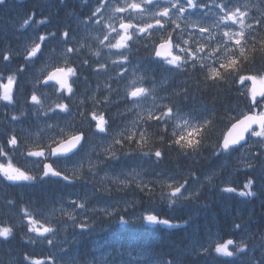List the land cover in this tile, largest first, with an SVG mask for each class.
Listing matches in <instances>:
<instances>
[{
    "label": "rangeland",
    "instance_id": "1",
    "mask_svg": "<svg viewBox=\"0 0 264 264\" xmlns=\"http://www.w3.org/2000/svg\"><path fill=\"white\" fill-rule=\"evenodd\" d=\"M214 1L211 4L210 10H208L205 14H201L197 9H189L188 12L185 13L186 20L189 22H198L201 26H208L211 33L216 36V40H221L223 39L222 31L228 30V27L224 24H220L219 28L214 27V24L218 22L219 16L223 15V13H221L219 8L215 5L223 3L227 5L228 9L240 7L242 11L247 12L245 23H251L253 17L250 12L253 10L252 2L254 0H240L238 2L233 0H217L215 4ZM131 2L132 0H101L99 6L94 7L91 11V13H93L98 7L100 8V11L93 16L94 19L91 18L89 20L88 17L87 19L81 18V22L79 24L80 27H76L77 23H75V27H71L73 31H77L75 33L76 35L79 33V28L84 31V37L80 39H67L65 40V43L56 42L53 44V48L45 49V51H43L44 46H50V42L46 41L45 44L44 42L41 43V52L37 53V56L41 53L43 54V57H45V60L36 66L37 75L43 72L47 73L56 66H64L63 61L65 59L69 60L72 64H76L78 62L84 63L86 59H91L96 60L99 67L101 64L105 66L102 69L100 68L98 76L92 77V83H89L87 86H78L76 82V92L73 94L68 93L66 97L62 95V92L65 90H61L58 84H54L48 88H43V90L36 89L34 93L40 98L41 104H35V108L39 111L36 123L32 124L35 135L26 131L30 123H24L22 121L15 123L11 120V117L7 114V112L2 109L0 110L2 115L1 123L5 126H10V124H12L14 127L13 130L17 131L19 136L23 138V143L21 144L23 150L26 148H35L37 145L39 146V143H43L48 140L50 141L51 138L55 139L57 142L58 137L63 135L69 136L70 130L75 132V134H78L79 132L77 131L76 126L68 113L70 112V108L74 111L81 107L85 112L84 116L86 119V123H82L81 126L86 130L85 133L89 134L85 146L77 155L69 158L68 160H64L63 163H57L55 166L56 168L63 170L69 177V179L66 180L68 189L76 188L77 186L82 188L85 181L86 183H91L94 186H99L105 191H110L113 195L112 203L109 201L107 203L108 208H110L111 205H114L113 208L115 210L126 212L129 210L127 209L129 203H131L132 200L134 201L135 198H139L141 200L140 205L141 203L147 204V200L149 199H153L154 202H161V200L170 201L168 197L171 189L168 185L175 187L179 184H184V188L182 189L183 195L172 199H184V196H188L189 193H193L195 195H193L192 198H197L201 206L210 205L211 207L218 208L217 210L221 209L226 214L228 223L233 226L236 231V238H240L241 235L247 231L251 234L255 241L261 243V239L264 236V141H261L258 137L254 138L253 136H250L248 142L242 147L237 148L230 153H221L219 155L215 154L220 152L217 146V137L223 124L226 121L230 124L244 113L253 112V107H257L253 105L251 94L249 92V89L252 86L251 81L240 83L238 78L236 80V84L237 82H239V86L241 84L239 93L241 94L242 104L238 99V93L233 90V87L229 89L228 86H225L228 84L232 86V81L215 82L207 79L206 76L208 74V67L202 69L199 61H196L195 67H193V61L191 59L188 61V64L190 65L189 69L176 68L165 62L162 66L166 72L164 78L158 81H145V73L141 72L139 74L136 66L139 65V68H145L149 71H154L156 69L154 65L143 63V60L140 59V57L147 55L148 53H152V47L154 50L155 45L153 41H157L160 37L159 30L154 31L151 39H149L146 35H141L139 38L134 37L133 40L128 42L129 46L127 49H116L106 46L109 42L115 43L116 39H118L117 32L111 31V28L108 26L111 25L116 28L118 32H122V29L119 27L122 18H124V22H127L129 17H134L133 23H154L155 17L149 16L147 13L141 17L140 14L134 13L131 9H128L125 12L115 11V8L123 7L126 3ZM136 2H139V0H136ZM64 3L65 1L61 4ZM181 3H184L186 6L185 0H181ZM48 6H51V4H48ZM166 6L168 5L165 0H161L159 3L160 9ZM48 9L53 10V8ZM10 10L11 7L7 2L5 5H0V25L6 33L10 32L13 36L22 39L25 44L23 53L27 54V50L30 49L33 41L40 42L38 39L40 35L37 31L41 29L43 23L41 24L37 22L33 24L31 21L28 26L22 27V21L26 17H18L16 14L10 13ZM157 10L158 8L155 4L149 7V12L154 13ZM172 12L175 16L176 10L173 9ZM178 23L180 24V29H177L176 32L172 33V35L175 39V37L180 34V30L183 29L184 39L190 40L189 45L186 47H191L195 50L196 41H200L205 44H215V41H210L208 39L209 33L207 35H202L190 32L189 29L194 27L188 26L184 19L178 21ZM228 25H230L231 30L233 31L240 30L239 24H231L229 21ZM173 28H175V25L169 24L167 35ZM249 31L251 32V36L256 38L255 41H253L250 37L249 47L252 43H255L256 47L260 48V46H257V43L264 39V32L262 33L259 31H264V26H262L258 32H255L253 29ZM105 35H109V40H104V43L101 44L100 41L104 39ZM81 45H83V47H81ZM68 47L73 49L81 48V50L66 53V48ZM208 50L209 49L206 48L205 52L200 53L199 55H205ZM96 52H99L100 55H95ZM121 54L127 56V61H122ZM175 54L185 55L184 53H179L178 49H176ZM114 61L116 63H114ZM205 63L207 65H211L212 61H205ZM215 66H218V63ZM245 68H247V65ZM181 73H185V76L186 74H193L194 81L196 82H203L204 79H206L207 81L215 84L217 87L218 85H224L218 87V89L227 91L228 94L226 103L223 107L224 110L222 112V114L225 115V118H217L220 110L216 108L212 111L213 118H207L206 109H202L201 106L195 110L188 107L182 111L181 114H174V112H172L171 117H162V120H167L172 123V129L175 130L178 135L183 129L185 120H187L190 125H197L205 120L211 121V124L205 130V138L198 148L204 149L202 150L203 156L199 162V164H202V167L199 168L197 173L190 171L185 167L175 172V174L181 175V178L178 175L169 176V172L167 177H163V174L158 172L160 168H155L156 170L154 174L153 169L148 162V156L142 155L137 157L136 154L135 156H131L129 153H119L121 151V147L119 144L114 142L116 138L125 137L132 132H135L136 139H139L138 134L143 131L118 130L113 131L112 133L109 125L106 133H100L95 127L96 121L92 120L91 114L93 112H96L98 115L103 114L105 119L108 120V115L106 113L108 107L114 104L117 105L118 102H121L124 99H129L127 91L129 90L131 82L136 80L137 86L148 88L151 94L141 101L140 107L134 106L131 99L119 103V107L116 109L117 113L115 115V118L120 123V126L124 125L133 128V126L137 124L138 116L145 115V111H151L153 114H156L160 109L165 108V106H170V95L173 91L168 89V84L170 81L174 80L175 77L180 76ZM245 75H248V73ZM141 77H143L142 80L140 79ZM186 80L187 78L182 77L179 81L180 85L183 86ZM38 82L39 80L36 81V86H38ZM194 86L197 90H202V86L199 83H195ZM77 90H85V94L79 93ZM178 90L180 94L183 93V90ZM91 91L92 94L90 96ZM158 91H162L165 95L158 98ZM228 91L230 92L228 93ZM231 91H233V93ZM49 97H54L57 104H67L68 111L59 110V112H56V114L53 115L52 110L54 109V105L47 100ZM235 97L238 99V102ZM162 98H164V102L159 103V100H162ZM228 98H233L235 101L233 103H229ZM45 100L47 101L45 102ZM257 101L259 102L257 111L264 110V99L258 96ZM157 102L159 104H157ZM248 107L252 108L250 109ZM126 109H128L129 112H132L133 110L137 112H135L132 116H126ZM164 111H166V108ZM124 118L126 119L123 122ZM177 125L180 127H177ZM121 133L124 135H121ZM162 134L164 135L163 141L157 139V135L154 136L150 134L149 146L161 149L164 154L167 151V147L173 149V151L180 148L178 145L173 143L177 137H173L171 131L162 130ZM135 145H137L135 139L132 142H129V146L134 147ZM106 149L115 151L116 158H112L110 152H106ZM246 160H251L255 164V167L252 169L247 168L244 163ZM209 162V167L203 170V168L207 167ZM168 166H170V164H168ZM19 168L22 169L24 167L19 166ZM26 169H29V167L26 166ZM0 175L1 186L3 181L8 180L2 174ZM165 175L166 174H164V176ZM248 179L254 180L252 191L255 192V195L250 197L247 196L245 198L239 193L241 191H247V189L244 188V184ZM121 180H127L130 182L127 186H125L124 184L119 183ZM17 182L19 181H16V183ZM137 184H139L140 187H138ZM144 185H147V193L145 191H141V188H143ZM88 187V185H85L84 195H86ZM225 187H234L237 191L231 193L225 192L223 191ZM43 192L53 194L54 197L59 199L58 202H63L59 206L62 209L57 214V216L63 218L62 221L68 220V216L64 214L65 212H71L77 217L79 215L82 222H87L90 219L91 210L88 208H77L72 203L73 201L81 203V199L84 195H82V197L78 200H75L72 195H69L66 199L61 200L62 192L60 188L55 187L51 189V192L45 188L43 189ZM132 193H134L133 196H131ZM188 200H190V198ZM66 203L69 204L64 205ZM133 207L134 206H131V208ZM22 211H11L9 214H6L8 222L9 220L13 222L18 221L16 218L21 217L20 213ZM147 214H153V211L145 210L140 212L138 215L143 217ZM211 214L215 216L213 212H211ZM50 216L52 217V215ZM259 218L261 220L259 224L256 225L255 222ZM18 223L20 225L24 224L22 221H18ZM237 224L240 225V228L235 227ZM222 229L224 228H222V225L220 224L217 231ZM47 236H49V234H46V237L37 238L42 241H44L43 239L45 238H47V240H52V243L48 244L50 248L55 247L54 254L57 262L60 264H70V259L67 257L69 252L67 250L72 248L70 246L74 244V237L67 236L64 230L59 233L51 234L49 238ZM60 238L63 240L59 241L61 240ZM77 247L79 246L73 248ZM255 248V245L248 247L245 253L237 259L235 264H249V256ZM97 251L102 252L100 249ZM104 253H107V251ZM73 254L75 255V253ZM118 264L124 263L120 262Z\"/></svg>",
    "mask_w": 264,
    "mask_h": 264
},
{
    "label": "snow or ice",
    "instance_id": "2",
    "mask_svg": "<svg viewBox=\"0 0 264 264\" xmlns=\"http://www.w3.org/2000/svg\"><path fill=\"white\" fill-rule=\"evenodd\" d=\"M7 0H0V5H5ZM168 6L160 9L159 0H132L131 3H126L123 7L115 8L116 12H125L128 9H131L134 13L140 14L142 17L145 13L149 16H154V23H133L134 17H129L127 22H124V18L121 19L120 29L122 32H118L116 28L109 25L111 31L117 32V37L115 43L109 42L106 45L109 48L116 49H127L128 42L133 40L134 37L139 38L141 35H146L149 39L152 38L154 31H167V25L173 24L175 28L168 32L167 36H160L159 41H153L155 44V56L163 58V60L169 64L173 65L176 68H182L185 64L188 63L189 59L193 61V67H195V62H200V67L203 69L208 67V74L206 76L207 79L213 80L215 82L227 81L228 78H233L239 80L240 83H244L245 81H251V88L249 92L251 94L252 103L255 106H259V102L257 101V97L264 99V71L257 72L255 74L245 75L247 64L253 63L255 61V56L253 55L257 51V47L255 43H252L249 47V39L255 41V37L251 36V30L253 25L251 23L246 24L245 19L247 18V12L242 11L240 7H235L234 9H228L226 4H217L215 5L219 8L220 12L223 15H220L218 18V22L214 24V27L219 28L220 24H224L228 27V30L222 31L221 40H216V36L211 33V30L208 26H201L198 22H189L185 18V13L188 12L189 9H197L201 7H206V5H202L197 2V0H186V6L184 3H181V0H165ZM156 5L158 10L153 12H149V6ZM176 10V14L174 16L172 10ZM100 11L98 7L95 12L92 13L93 16L96 15L97 12ZM184 19L185 23L191 27H198L200 33L208 32V39L210 41H215V44H205L200 41H196V48L193 50L191 47H186L189 45L190 40L184 39L183 37V29L180 30V34H178L175 39L173 38L172 33L176 32L177 29H180V24L178 21ZM32 20V17H26L22 21V27L28 26ZM231 24H239L240 30L233 31L231 30ZM99 22V21H97ZM39 23H44L43 20L39 21ZM255 23L257 25L264 24V21L256 20ZM50 35L54 38L56 33H50ZM62 36L67 40L69 38V33L64 31ZM191 37V34H190ZM40 42L33 41L30 49L27 50V55L25 57L26 60L34 58L37 56V53L41 52V43L44 42L47 37L41 35L38 37ZM104 40H109V35H105L104 39L100 41L101 44L104 43ZM260 48L259 51L264 56V39L259 41ZM83 47V45H81ZM209 49L207 53L203 56L199 55L200 53L205 52V49ZM174 49H178L179 53H184L185 55L175 54ZM73 51H79V49H73L71 47L66 48V53H72ZM95 55L99 56L100 53L96 52ZM122 61H127V56L121 54ZM5 61L10 59L9 54H5L3 56ZM212 61L211 65H207L205 61ZM65 66H56L52 71H49L46 79L44 80L45 84L49 82H55L60 86L61 90H66L68 93H72V84L69 82L70 77L76 76V69L71 66H67V59L63 61ZM87 63V61H85ZM114 63H116L114 61ZM218 63V66H215ZM103 64L100 65V68H104ZM23 71V67L19 69ZM141 80L143 77L140 78ZM16 81L15 75H9L7 77V84H0V100L12 102L13 94H12V86ZM151 94L148 88L143 86H137V81L133 80L129 86V90L127 91V96L132 100V103L136 107L141 106V101ZM107 99V98H106ZM31 100L34 104H41L40 98L33 93L31 96ZM57 108L61 111H68L67 104H57ZM166 111H161L159 116H154L151 111L147 113V120L155 119L159 121L162 117H171L172 108L165 106ZM91 118L93 121H96L95 127L100 133L107 132L108 121L105 119L103 114H97L93 112L91 114ZM13 120L17 119L16 116L12 117ZM140 119L144 120L145 116L140 115ZM211 124L210 120H205L197 125H190L187 120L184 121L183 129L178 133L173 130L172 136L177 137L173 143L178 145L181 149H192L193 151H197L199 146L202 144L205 138V130ZM253 125H257L259 130L253 128ZM177 127H180L177 125ZM63 131V130H62ZM251 133V136L260 138L261 141H264V110L259 113H251L245 114L242 118L237 119L235 123H232L231 128L228 130L227 134L223 137V141L218 145L220 152L215 153L217 155L221 153H230L231 151L236 150L235 146L240 145L241 141L245 140V134ZM121 135H124L121 133ZM199 137V138H197ZM85 139L83 133H78L71 135L68 139L62 140L55 148H50V154L56 156L58 154H64L71 152L73 149L77 148L78 145L81 144V141ZM125 139L129 142H132L134 139L137 144V150L143 156H151L154 155L157 159L161 158L163 153L160 150H155L153 152L152 148L149 146L150 141L146 132H141L139 134V139H136V133L132 132L131 134L125 136ZM160 140L163 141L164 137L161 136ZM183 141V143H182ZM116 144H121L122 141L120 139H116L114 141ZM7 143L13 147L17 146L18 139L15 135L10 136ZM106 152H110L112 158H116V152L111 149H106ZM7 153L4 147L0 146V156H6ZM27 155L29 157H44L45 152L43 149L28 151ZM245 166L249 169L255 167V164L251 160L244 161ZM0 174H2L9 181H35L38 176L33 175L28 171L22 170L19 167H16L11 159L7 160L6 163H0ZM49 175L52 176H62V173L53 168L51 163H44L42 169V176L47 177ZM75 175V173H74ZM63 179L68 180V176H63ZM130 181L121 180L119 183L127 184ZM186 183V182H185ZM140 187L139 184H137ZM254 186V180L248 179L244 184V188L247 191H241L239 194L241 196H254L255 192L252 191ZM147 185H144L141 188V191H144ZM171 189L169 194L170 202L175 203V198L177 196H182V189L184 188V184H179L175 187L172 185H168ZM225 192H236V188L234 187H225L223 189ZM150 194V193H149ZM193 193H189L188 196H184V199H189L193 197ZM73 205L77 208H85V203H76L72 202ZM65 215L69 217V219H75L71 212H65ZM25 215L28 217L29 222V231L36 233L37 237H46V234H54L55 228L52 226H46L42 224L39 220L33 218L27 210H25ZM111 215V213H108ZM144 221H147L150 224H165L172 226L169 220H161L155 214H147L142 217ZM118 223L120 224H129L132 223L131 219L126 218L125 216H120ZM79 228L86 229L89 228L87 222H81L78 225ZM236 228H240V225H235ZM13 229L11 227H0V237L7 239L12 234ZM48 243L51 244L52 240H48ZM248 245L245 241L241 240L239 242L234 241L233 239H228L224 242H216L214 244V251L217 254H220L225 257H233L235 255L244 254ZM207 252V248L204 249ZM27 258V257H26ZM32 264H44L42 260H33ZM55 264V262H54ZM170 264V262H169Z\"/></svg>",
    "mask_w": 264,
    "mask_h": 264
},
{
    "label": "trees",
    "instance_id": "3",
    "mask_svg": "<svg viewBox=\"0 0 264 264\" xmlns=\"http://www.w3.org/2000/svg\"><path fill=\"white\" fill-rule=\"evenodd\" d=\"M30 1L29 7L26 6V3L22 0H15L14 2L11 1L12 4L15 6V10L17 11L15 14L18 17H23L24 14H22L21 7H25V12L29 16H32L34 18V21L38 22L39 20H47L51 21V25L53 26L52 30H48L46 33V36H51L50 33H59L60 29V23H55L56 20L59 17L61 18V22L65 21L66 14L62 13L65 10H62V5L58 4L56 0H26V2ZM39 1V2H38ZM47 3L51 4V6H46L45 8L41 7V4ZM71 5V4H70ZM69 5V6H70ZM40 6V7H39ZM48 8H53V10H47ZM72 11H77V7L75 4L72 5ZM25 17H27L25 15ZM45 26V25H44ZM41 34L44 35V33L41 31ZM23 46V43L20 42V39H17L14 36L11 35H5L0 31V77L1 79H5L7 82V77L9 75H15L16 81L12 86V94H13V101L10 103L8 101H3L4 104H6V107H10L12 109L25 110V107L29 104V98L31 95V81L29 79V75L33 74L34 72V63L33 60L30 62H27L25 60L24 54L21 53V48ZM257 46H260L259 43H257ZM5 54L10 55V59L8 61H5L3 59V56ZM255 56V61L253 63L247 64L248 69L247 72H253L258 69H261L264 67V56L259 51V48L257 47V51L253 54ZM257 58V59H256ZM23 67V71H20ZM90 69L98 71V66L96 63L91 62ZM98 73L93 74L92 76H97ZM0 79V80H1ZM1 80L0 83L4 84L5 81ZM227 81H232L231 85H225L228 86L229 89L231 87L234 88V79L228 78ZM192 82V80H191ZM195 82H192L194 85ZM202 86V90H195L197 89L195 86H193L188 91L190 92L191 97L197 102L196 97H198V107L201 106L202 109H206V116L207 118H213L212 117V111L216 108L220 110L219 115L217 118H225V115L222 114L223 107L226 103V98L228 97L227 91L219 90L218 87L224 86V85H218L215 86L212 82L207 81L204 79L203 82H197ZM211 85V86H210ZM219 91V92H218ZM218 92V93H216ZM230 91H228L229 93ZM233 93V91H231ZM235 94V93H234ZM229 103H233L235 100L233 98H228ZM235 99L238 102V99L235 97ZM18 104V108L15 106V103ZM197 107V108H198ZM115 109V106H109V108L106 110L108 112H112ZM19 111V112H20ZM156 135L154 129L149 132V135ZM157 137V136H156ZM150 138V136H149ZM157 139H160L158 137ZM202 149H198L197 151H193L191 153V156L183 160V164L179 160V155L176 153V151H173V149L167 147V151L165 153V158L167 165L170 164V168L182 166L188 168V170H198L202 167V164H199L202 155ZM131 151H133L131 149ZM126 152H129V149L126 150ZM179 160V161H178ZM47 190L50 192V187ZM96 190V189H95ZM8 197H2L1 194H3L0 191V218H2L4 215L9 214V212H14L19 207L24 208V210H28L32 214H36L39 210L48 211L49 213L54 210L56 207L55 205L58 203L59 199L53 196V194H47L43 192V188L40 184V182L30 185L24 192V197L18 199L14 197V192L9 191ZM66 194V190L63 192V194ZM67 195V194H66ZM137 201V200H136ZM149 204H152V201L149 199L147 200ZM188 202H180L177 208H175L174 214H173V220L175 221V226L171 228H165V227H158L153 230H157V232H153L154 234H158V238L161 242V246H159L160 251V264H169V261L171 260V255H168L171 251L175 250L174 245L178 246L179 243L185 245L186 239H185V233L179 230L178 225L183 222H190L192 217H196L198 219L201 216L202 210H194V214H188L189 218L185 216V211L187 209ZM110 212H105L103 215L97 214L96 220H91L92 228H97L101 233L98 234V237H100V249L106 250L108 247L111 249L112 254L115 252V246H116V238L120 237V234L122 232L121 227L118 225L116 218L111 214L108 215ZM170 214V211H169ZM167 214V217H170V215ZM172 217V216H171ZM63 218H60V221L62 222ZM224 219L218 220L215 216L211 217L209 220V224L206 228H211L213 230H218V227L220 223ZM135 227H137L139 232H142V229L140 227V224H134ZM230 228L225 227L224 233L229 234ZM149 234V230L145 229L143 231V236L145 234ZM85 239V234L83 233L81 235V240ZM93 236L89 237L87 240L92 241ZM28 242H31L29 239L25 237V234H20V229H16L12 232V234L6 239V242L4 243V247L6 248L5 251L2 252L3 257L0 258L1 264H32L33 260H42L46 261L49 259L50 254L45 248H36L37 251L33 254L24 255V252L26 251L27 247H31L32 245H28ZM159 242V243H160ZM163 245V250H162ZM93 242L89 243V253H86L89 258H91L92 248H93ZM193 252V250H191ZM27 257V258H26ZM79 260L81 257H77ZM215 258H206L203 256H196V255H190L185 258V260L179 261L177 263L179 264H213Z\"/></svg>",
    "mask_w": 264,
    "mask_h": 264
},
{
    "label": "bare ground",
    "instance_id": "4",
    "mask_svg": "<svg viewBox=\"0 0 264 264\" xmlns=\"http://www.w3.org/2000/svg\"><path fill=\"white\" fill-rule=\"evenodd\" d=\"M56 207L58 206L57 204L55 205ZM218 208H214L213 210V213L215 214V217L220 220V219H224L223 221H226L227 218H226V214L220 209V210H217ZM209 220H210V216L209 215H206V214H201V216L196 219V217H192L190 222H189V231L192 232V229L193 230H203L205 229L208 224H209ZM260 218L255 222L256 225L259 224L260 222ZM222 221V222H223ZM254 225V224H253ZM63 225L58 223L56 225V228L59 229V228H62ZM48 237V236H47ZM185 239L187 240H191V235L190 233L189 234H186L185 236ZM116 243L117 244H122L123 242V239L118 237L116 238ZM135 244V242H133ZM32 243L31 242H28V245H31ZM81 245H84L83 242H81ZM201 248L200 247H196V252H195V255L198 256V254L201 252ZM37 249L36 247H27L26 251L24 252V255H27V253L29 254H33L34 252H36ZM168 255H171V260L174 261V262H179V261H182V260H185V258H187L189 256V251H188V246L185 244L183 245V247L180 249V250H173L171 251ZM195 264V263H193Z\"/></svg>",
    "mask_w": 264,
    "mask_h": 264
},
{
    "label": "water",
    "instance_id": "5",
    "mask_svg": "<svg viewBox=\"0 0 264 264\" xmlns=\"http://www.w3.org/2000/svg\"><path fill=\"white\" fill-rule=\"evenodd\" d=\"M254 127L258 128L257 125H253V128H254ZM247 134H248V133L245 134V137H246ZM244 141H245V140H244ZM244 141H241V143H243ZM241 143H240V144H241ZM73 150H74V149H73ZM73 150H72V151H73ZM60 155H68V154H67V153H64V154H58V155H56V156H53V155H52V156H53V158H54V157H58V156H60Z\"/></svg>",
    "mask_w": 264,
    "mask_h": 264
}]
</instances>
